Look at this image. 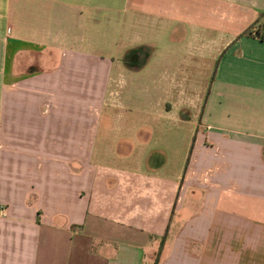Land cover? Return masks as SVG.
<instances>
[{
    "label": "crops",
    "instance_id": "crops-1",
    "mask_svg": "<svg viewBox=\"0 0 264 264\" xmlns=\"http://www.w3.org/2000/svg\"><path fill=\"white\" fill-rule=\"evenodd\" d=\"M22 1L0 0V264H264V41L240 36L264 0H221L251 14L235 34L206 39L219 57L199 121L185 117L189 105L167 108L183 81L169 71L154 81L164 96L145 120L127 107L122 121L109 116L125 88L134 11L78 2L79 14L118 19L110 53L91 56L103 48L52 34L47 15L26 16ZM87 59L94 72L80 75ZM176 110L197 124L171 173L167 152L140 128Z\"/></svg>",
    "mask_w": 264,
    "mask_h": 264
},
{
    "label": "rangeland",
    "instance_id": "rangeland-1",
    "mask_svg": "<svg viewBox=\"0 0 264 264\" xmlns=\"http://www.w3.org/2000/svg\"><path fill=\"white\" fill-rule=\"evenodd\" d=\"M78 2L82 0H53V2L51 0L48 3L51 5L46 9L45 4L35 5L32 0H23L21 7H25L26 16L31 14L38 22L40 15H47L49 21L47 28L53 31L52 34L64 30L67 33L64 40L67 39L69 43L74 41L73 36H78V39L83 40L84 45L89 46L90 49L103 48L95 53L89 51V55L105 57V54L110 53V42L114 38L109 22L113 23L118 19L112 18L109 12H94L88 7H85L83 14H79L75 9L78 7ZM94 3L134 11V27L127 30L129 40L125 46V49L127 48L125 54L129 56L126 60L128 65L122 66L123 78L120 77L121 81L118 83L120 85L122 82L121 87L125 85V88L122 92L117 91L118 95L113 96L109 102L112 104L111 108L117 111L109 116L114 120L122 121L125 115L121 114V111H125L127 107L132 110L135 118L145 120L144 118L148 116L147 108L155 105L157 100L160 101L164 96L158 88V83L154 81L158 80V74L169 71L173 72L174 78L183 81L180 86L182 92L180 97L176 100L165 97L166 101L171 103L167 104V108H171L172 104L180 109L184 108V105H189L193 109L192 113L183 116L190 121H199L201 89L203 86H209L219 57L216 55V50L206 49V39L213 36L219 41L226 36L228 30L230 34L242 30L246 27L247 17L251 13L245 15L239 9L226 8L225 2L221 0H85L86 6ZM63 4L68 8L67 13L62 11ZM143 10L155 11L144 17L141 13ZM121 14L118 13V17ZM76 23L81 25L79 29ZM60 51L57 49L54 53H59V57ZM91 62L87 59L85 66L80 67V75L88 76L94 72ZM113 69L118 70L117 67ZM94 85L99 87L98 83ZM127 90L129 92L125 95L127 98L125 99L121 93ZM126 100L130 102L127 103ZM177 111L179 110H176V114L172 117H161L157 121L149 119V122L144 123L140 128L142 140L149 139V144L155 140L158 146L167 152L170 160L167 169L171 170V173L180 164L182 165L185 156L189 155L197 124L179 122L182 114ZM122 146L119 148L130 153L129 147L126 150V147ZM161 162L162 160L159 164Z\"/></svg>",
    "mask_w": 264,
    "mask_h": 264
},
{
    "label": "trees",
    "instance_id": "trees-1",
    "mask_svg": "<svg viewBox=\"0 0 264 264\" xmlns=\"http://www.w3.org/2000/svg\"><path fill=\"white\" fill-rule=\"evenodd\" d=\"M240 36H249L264 41V12L259 14L257 18L249 24ZM159 256L156 257L153 264H158Z\"/></svg>",
    "mask_w": 264,
    "mask_h": 264
},
{
    "label": "flooded vegetation",
    "instance_id": "flooded-vegetation-1",
    "mask_svg": "<svg viewBox=\"0 0 264 264\" xmlns=\"http://www.w3.org/2000/svg\"><path fill=\"white\" fill-rule=\"evenodd\" d=\"M128 57H129V56H127V55L125 54V56H124L123 58H121L120 61H121L123 67L126 66V65H128V64H126V60L128 59Z\"/></svg>",
    "mask_w": 264,
    "mask_h": 264
},
{
    "label": "built area",
    "instance_id": "built-area-1",
    "mask_svg": "<svg viewBox=\"0 0 264 264\" xmlns=\"http://www.w3.org/2000/svg\"><path fill=\"white\" fill-rule=\"evenodd\" d=\"M3 213H4V209L0 208V214H3Z\"/></svg>",
    "mask_w": 264,
    "mask_h": 264
}]
</instances>
